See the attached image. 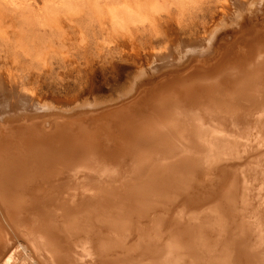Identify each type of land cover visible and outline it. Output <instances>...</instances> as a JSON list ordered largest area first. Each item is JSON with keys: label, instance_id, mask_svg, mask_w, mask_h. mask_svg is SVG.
I'll return each mask as SVG.
<instances>
[{"label": "bare ground", "instance_id": "bare-ground-1", "mask_svg": "<svg viewBox=\"0 0 264 264\" xmlns=\"http://www.w3.org/2000/svg\"><path fill=\"white\" fill-rule=\"evenodd\" d=\"M199 2L215 19L151 51L115 100L0 91V264H264V0L105 8L155 31L153 14Z\"/></svg>", "mask_w": 264, "mask_h": 264}, {"label": "rangeland", "instance_id": "rangeland-1", "mask_svg": "<svg viewBox=\"0 0 264 264\" xmlns=\"http://www.w3.org/2000/svg\"><path fill=\"white\" fill-rule=\"evenodd\" d=\"M0 1V75L2 73L8 74L13 80L11 81L7 75V81L5 76L1 75L0 79L1 77L5 78L6 81L1 79L0 82H3L4 86H0L2 87L0 91L8 94L13 90L11 88H13L12 83L14 82L13 86L17 87L18 85V90L14 87L16 88L14 92L21 90V88L23 91L24 87L25 92L30 90L35 92L36 99L46 100V103L47 101L54 102L55 104H53H58L57 106L64 102L75 103L81 102V100L85 102L86 100L89 102L97 101L96 103L107 102L110 99L115 100L117 95L125 91V87L135 74V70L148 65L151 59V51L161 48L167 42L166 40L177 44L180 41L188 42L191 38L201 35L204 23L210 24L211 19L209 18L214 16L215 19L217 9L220 7L218 2H212L210 8L203 7V2H199L196 5L199 7L202 4V7L196 6L195 8L198 10L192 9L195 11L183 13L184 11L177 7V10L183 11L181 14L180 12L177 14V10L174 9L175 4L171 3L170 8L163 10L162 13L153 14V18L161 16L156 18L159 21L155 22L153 19L154 24L158 22V25L154 26L157 28L155 31H151V27L145 29L140 26L138 28L130 27V31L125 29L123 32L122 28L112 25L109 20L108 9L106 11V8L110 6L108 4L111 0H64L60 9L56 8L54 3L51 5L46 0H22L16 10H12V7H7L8 10H6V4H3V0ZM215 3H217L216 6ZM65 5L69 6L70 9H67L68 7ZM168 9L171 14L174 13L175 15H170ZM164 11H167L168 15ZM51 12L52 15L49 14ZM69 12L70 14H68ZM94 14L98 15L94 16ZM40 22H44V24ZM140 28L147 30V32L145 31V33ZM26 30L30 31L29 34ZM16 34L20 36L18 40L21 43L16 41V37H18ZM33 35L37 38H34ZM24 36L27 38L23 39ZM22 41L24 44L32 43V45L24 46ZM15 43L17 45L14 46ZM6 45H8L7 50L4 47ZM30 47L31 49L28 50ZM12 48L15 53L9 51ZM39 56L40 58H38ZM6 83L7 86H10L9 89ZM10 93L13 94V91ZM106 97H110V99Z\"/></svg>", "mask_w": 264, "mask_h": 264}, {"label": "water", "instance_id": "water-1", "mask_svg": "<svg viewBox=\"0 0 264 264\" xmlns=\"http://www.w3.org/2000/svg\"><path fill=\"white\" fill-rule=\"evenodd\" d=\"M53 103H54V102H53ZM58 103H59V102H58ZM64 103H65V102H64ZM64 103H63V104H64Z\"/></svg>", "mask_w": 264, "mask_h": 264}]
</instances>
